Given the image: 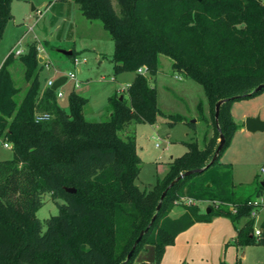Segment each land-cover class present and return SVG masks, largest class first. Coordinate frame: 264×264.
I'll use <instances>...</instances> for the list:
<instances>
[{
  "label": "trees",
  "instance_id": "trees-1",
  "mask_svg": "<svg viewBox=\"0 0 264 264\" xmlns=\"http://www.w3.org/2000/svg\"><path fill=\"white\" fill-rule=\"evenodd\" d=\"M73 1L87 20L100 21L109 32L115 72H132L134 79L127 97L110 99V120L93 122L84 116L86 101L74 92L66 111L57 91L41 88L44 64L34 44L20 57L11 53L2 64L0 140L11 145L13 158L0 161V264H147L142 253L148 246L156 254L153 264H160L179 234L214 215L229 218L238 229L235 244L264 245L252 237L249 218L250 202L264 190V180L256 176L249 184H235L233 165L221 159L240 128L233 103L264 93V88L255 92L264 85V0ZM12 2L0 0V42L13 20ZM162 56L171 60L175 75L203 87L216 134H205L202 144L186 143L187 152L170 161L167 174L141 189L136 184L141 158L131 127L155 125L161 118L171 125L184 121L158 107L151 81ZM18 63L25 87L14 79ZM143 68L146 74L139 73ZM224 99L219 130L215 106ZM38 114L51 119L36 123ZM220 132L226 142L211 163ZM188 171L196 172L168 190L157 212L162 193ZM47 195L62 204L56 216L41 222L36 213ZM196 202H208L211 211L201 213ZM178 207L183 213L171 217Z\"/></svg>",
  "mask_w": 264,
  "mask_h": 264
},
{
  "label": "rangeland",
  "instance_id": "rangeland-1",
  "mask_svg": "<svg viewBox=\"0 0 264 264\" xmlns=\"http://www.w3.org/2000/svg\"><path fill=\"white\" fill-rule=\"evenodd\" d=\"M11 8L13 20L7 25L0 42V68L17 45L20 44V48L26 53L29 46L34 44L39 57L50 65L49 68L44 66L40 74L41 88H47L49 80L56 81L70 72L75 73V80L69 78L59 88L63 95L59 98L60 107L69 110V97L74 92L86 101L84 116L87 120L108 122L112 107L110 99L115 95L119 99L126 96L134 73L115 72L114 42L103 24L100 21L87 20L73 0H13ZM29 27L34 30L30 32ZM59 49L74 50L75 56L86 58L87 63L75 67L72 58L59 53ZM20 66L21 64H16L12 72L17 85L25 87L24 70ZM151 82L157 88L160 111L168 116H182L184 121L171 125L161 118L155 125L131 127L136 131L137 153L141 158V171L136 181L141 189L156 183L167 174L172 158L187 152L186 143L195 140L202 144L205 134L209 137L216 134V126L210 115L211 107L203 87L193 80L175 75L169 58H160V70ZM207 104L209 115L204 108ZM260 106L263 113L261 115L258 111L257 115L264 118V93L234 102L231 109L234 121L242 124L249 117L243 118L244 114ZM190 123L197 126L195 130ZM4 142L0 141V161L13 158L12 148L3 147ZM221 159L232 163L235 184H249L256 176L263 181L264 173L261 169L264 168V132L253 134L247 131L240 133L238 130ZM58 204H62V201L56 202L47 195L45 205L37 211L36 217L44 222L56 216L59 213ZM196 204L201 213H206L208 202ZM177 210L178 213L173 212L171 217H179L183 208L178 207ZM218 217L222 216L214 215L210 222ZM210 222H204L202 229L209 230L210 226L206 225ZM242 225L243 221L237 227ZM233 231L236 233L235 228ZM206 234L194 242L193 252L185 260L186 264H264V245H237L231 238L228 240L230 242L227 241L229 244L223 243L220 246L219 239ZM147 249L142 256L150 260L147 264H153L156 260L154 248L148 246ZM212 254L214 263L210 259Z\"/></svg>",
  "mask_w": 264,
  "mask_h": 264
},
{
  "label": "crops",
  "instance_id": "crops-1",
  "mask_svg": "<svg viewBox=\"0 0 264 264\" xmlns=\"http://www.w3.org/2000/svg\"><path fill=\"white\" fill-rule=\"evenodd\" d=\"M207 106H208V104L206 106H204V108L206 109ZM206 111H207V115H209V111L207 109H206ZM252 111H253V113H252ZM258 111H260V114L262 115L263 111L261 109V106L256 110H251V112L245 113L243 118H245V116L254 117L257 115ZM261 119L263 120L264 118H261ZM159 122H160V119H159ZM238 126L240 127L239 128L240 133L247 131L246 127H245V120L243 121L242 124H238ZM223 162H225V161H223ZM225 163H229V162H225ZM233 171H234V167H233ZM234 174H235V171H234ZM177 209L178 208H176V210H174V212L175 211L177 212L178 211ZM182 213H183V211L180 213V215ZM233 225L234 224L232 223V221L229 218H223V217H218L215 221H212L209 224H207L206 226H210L209 230L208 229H202V226H205L204 223H196L191 228H189L188 230H186L185 232H182L181 234H179L177 236V238L175 240V244L173 246H169L166 249V252H165V255L163 257V260L161 261V264H186L185 260L193 252L194 242L196 240L201 239L204 236V233L205 234L207 233L206 235L210 234L209 237H216V239H219L218 241L220 243V246H222L223 243L230 242L228 240L231 238L233 239L232 241H234L235 238L237 237L238 229L235 227V225L233 227ZM234 228L236 229V233H234L235 231H233ZM210 247L213 248V245H210ZM210 252L214 253L212 250ZM210 257H211L210 259L212 260V263H214L213 262L214 261V255L212 254Z\"/></svg>",
  "mask_w": 264,
  "mask_h": 264
},
{
  "label": "water",
  "instance_id": "water-1",
  "mask_svg": "<svg viewBox=\"0 0 264 264\" xmlns=\"http://www.w3.org/2000/svg\"><path fill=\"white\" fill-rule=\"evenodd\" d=\"M34 10V8H33ZM59 53L67 56V57H72L73 55V51L72 50H61L59 49L58 50ZM39 62L40 63H43V58L39 57ZM66 83V77H60L59 79H57L53 86L51 87V89L53 91H57L63 84ZM262 88H264V85H261L259 86L256 90V91H259L261 90ZM123 99V96L120 97V100ZM226 99L224 100H220L217 102L216 106H215V120H216V123H217V127L218 129L220 130L219 128V125H218V119H219V115H220V108L221 106L226 103ZM245 127H246V130L250 133H258V132H264V120L261 119L260 115H257V116H254V117H247L245 119ZM225 142H226V138L224 136L223 133L220 132V136H219V145L214 153V156L212 158V162H214V160L217 159V157L219 156L220 152L222 151L224 145H225ZM196 171H188V172H185L183 174H181L178 178H176L174 181H172L170 183V185L167 187V189L162 193L161 195V198H160V201H159V204L157 206V212L161 209V206H162V202L164 200V198L166 197L167 195V192L170 188H172L179 180L191 175L192 173H194ZM262 185L264 186V182L262 183ZM69 192H72V193H75V189H67ZM211 210L210 209H207V212L209 213ZM157 218V214H155L149 224V226L143 230L139 237L137 238V240L135 241L131 251L129 252L128 256H127V259L125 262L129 261L134 253V250L136 249L137 245L139 244V242L141 241L142 237L144 236V234H146L148 232V230L150 229V227L152 226V224L155 222ZM124 264V263H123Z\"/></svg>",
  "mask_w": 264,
  "mask_h": 264
},
{
  "label": "built area",
  "instance_id": "built-area-1",
  "mask_svg": "<svg viewBox=\"0 0 264 264\" xmlns=\"http://www.w3.org/2000/svg\"><path fill=\"white\" fill-rule=\"evenodd\" d=\"M28 30L30 32H32L34 30V28L33 27H29ZM39 50H41V49H39ZM11 53L14 54L15 57H20L25 52L20 48V44H19V45H17V47L15 49H13L11 51ZM72 61H73V64H74L75 67L87 63V59L86 58H82V57H79V56H75L72 59ZM42 64H44V66L46 68H49V66H50L49 62H47L46 60H43ZM146 72H147L146 68H143V69L139 70V73H142V74H146ZM62 77H66V81L69 78H71L73 80L76 79V75L73 72H70L67 76H62ZM54 82H55L54 80H49L47 82V86L48 87H52ZM57 97L58 98H62L63 97L62 92H60L59 89L57 90ZM50 119H51V116L47 115V114H38L35 117L36 123L49 121ZM3 147L11 149V145L8 142H4L3 143ZM261 172L264 173V168L261 169ZM187 204L191 205V204H193V202L191 200H189V201H187ZM250 206H251V211H250L249 218L253 222L251 235H252V237L255 239V241L257 243L264 242V190L261 192V194L259 196H257L252 202H250ZM232 212L236 213V209L232 208Z\"/></svg>",
  "mask_w": 264,
  "mask_h": 264
}]
</instances>
